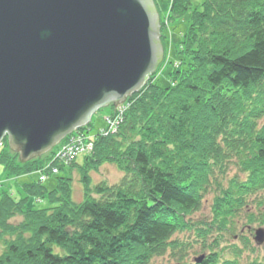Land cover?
I'll list each match as a JSON object with an SVG mask.
<instances>
[{
  "label": "trees",
  "instance_id": "16d2710c",
  "mask_svg": "<svg viewBox=\"0 0 264 264\" xmlns=\"http://www.w3.org/2000/svg\"><path fill=\"white\" fill-rule=\"evenodd\" d=\"M191 6L171 0L170 21ZM198 7L181 42L189 59L171 74L175 85L133 95L118 132L95 139L78 166L89 177L87 168L112 161L121 180L87 187L94 194L81 204L72 201L65 177L52 191L24 186L28 196L54 205L39 210L0 194V264H151L167 253L176 264H191L182 254L186 243L173 238L191 231L212 252L201 264H238L237 246L228 248V259L213 248L223 233L235 234L242 214L264 226V0H201ZM2 145L0 165L10 175L42 169L54 153L21 164ZM231 167L238 174L228 177ZM210 193L212 221L193 229L190 215ZM16 216L23 220L13 222ZM239 240L251 247L245 236Z\"/></svg>",
  "mask_w": 264,
  "mask_h": 264
},
{
  "label": "water",
  "instance_id": "95a60500",
  "mask_svg": "<svg viewBox=\"0 0 264 264\" xmlns=\"http://www.w3.org/2000/svg\"><path fill=\"white\" fill-rule=\"evenodd\" d=\"M158 13L153 0H0V142L25 163L142 90L163 59Z\"/></svg>",
  "mask_w": 264,
  "mask_h": 264
},
{
  "label": "rangeland",
  "instance_id": "374dc122",
  "mask_svg": "<svg viewBox=\"0 0 264 264\" xmlns=\"http://www.w3.org/2000/svg\"><path fill=\"white\" fill-rule=\"evenodd\" d=\"M153 2L155 7L159 8L158 16L160 24V41L163 45V59L158 65L156 71L151 74L140 91H148L150 88L155 86L165 88L168 86L173 87L175 85V81L173 78H171V74L175 69L180 67L179 65L182 63L183 59H189L187 51H185V48L181 46V42L183 40V35L185 32H187L186 30L189 27L192 12L195 10V8H199L198 5H200L201 0H192V6L190 10H188V12L182 18L173 22L170 21L169 18L171 0H153ZM135 94L127 97L124 102L118 104L117 106L110 104L107 107L100 108L91 117L90 123L88 124L91 126L88 127V129L80 132L79 129L84 128L81 127L75 130L73 133L61 140L59 144L52 148L54 151L52 158L44 159L43 164V168L48 171L47 175L50 176L44 183V188H47V191H52L56 188L58 184V177H65L69 179L70 182L68 191L70 192L72 201L75 204H81L87 199L88 195H90L88 197H92V194H94L92 191L89 194L90 190L88 191L87 187L93 188L100 184L113 186L121 180L124 174L123 170L117 163L112 161H103L94 169L87 168L86 173L89 177L85 176L83 173L84 170H82L81 173L82 168L80 169L78 166L83 167V158L91 154L95 139H98L99 137L115 135L118 132V129L124 120L125 114L130 111L138 99V97L132 98V96ZM77 141H81L82 144H80V146L82 148L79 149V154L76 159H72L70 162L64 161L65 163L61 161L62 158L58 159L59 153H61L60 151L62 149L66 151V146L68 145L77 146L75 145L77 144ZM2 144L3 142H0V150L3 148ZM36 158H33L27 162H30ZM74 162H76L77 166L73 165ZM19 163L21 162L19 161ZM57 164L64 166V170L62 172L56 166ZM54 169H56V173L52 172ZM4 172H6V176ZM0 174H2V177L4 176V179H6L5 183H0V194L3 192H8L15 200L19 201L25 199L26 206L29 209L39 210L54 207V205H50L47 200L40 199L36 195L28 196V194L25 193L26 191L24 189V185L17 186L14 184L15 182H12L15 181L17 175H10L2 165H0ZM236 174H238V172L235 167H231L228 177H232ZM28 176L29 177H27V181L37 180L38 177L37 173ZM10 178H12V180ZM25 179V177H21L19 180L23 183L26 181ZM39 183H41V181H39ZM5 184L8 186L7 188H3V185ZM17 188H22V190L18 191L19 189ZM214 196L215 195L213 193L208 194L203 200L200 210L190 215L189 220L191 221V225H197L193 229L197 230L201 228L202 225L208 224L212 221L211 205L214 200ZM251 211L256 210L252 209ZM260 211L264 213V206L260 209ZM22 220V216H16L12 221L15 223H20ZM235 223H237L235 234L230 235L223 233V237L218 248H213V251L219 253L220 249H224L227 251L224 258L228 259L231 258L228 248L237 246V248L242 251L241 257L238 259V264H248L253 260H257L259 263L264 264V243L262 245H257L253 240L255 230L259 228L264 229V226H260L258 224H248L247 220L244 219L243 214L238 217ZM240 235H243L249 239L251 247H242L239 240ZM173 238L186 243L187 247L183 249L182 254H184L186 257V261L190 262L191 264H195L194 259L203 256L204 260L208 254L212 253L209 251V249L206 248L204 250L202 248V243L200 242V239L197 238L195 231L184 232L182 234L180 233L175 235ZM213 241L214 237L212 235L207 239L206 243L213 244ZM151 264H176V262L171 254L167 253L163 257H155L151 261Z\"/></svg>",
  "mask_w": 264,
  "mask_h": 264
},
{
  "label": "bare ground",
  "instance_id": "6f19581e",
  "mask_svg": "<svg viewBox=\"0 0 264 264\" xmlns=\"http://www.w3.org/2000/svg\"><path fill=\"white\" fill-rule=\"evenodd\" d=\"M162 47H163V45H162ZM88 126V124L85 126V127H87ZM84 127V128H85ZM3 141H6V143H7V140L6 139H3L1 142H3ZM7 145H8V143H7ZM9 148V147H8ZM10 150V149H9ZM53 149H51L50 151H48V153H45L44 155H47V154H49L51 151H52ZM1 151V150H0ZM54 154V153H53ZM9 157L11 158V159H13V157L16 155V157H17V153H12L11 152V150H10V153H9ZM43 155V156H44ZM51 158H52V156H51ZM15 159V158H14ZM20 160L18 159L17 160V162H19ZM21 162V161H20ZM22 163V162H21ZM26 163V162H25ZM34 173H37V175H38V177H37V180H34V181H27V177H29L28 175H32V174H34ZM47 173H48V171L46 170V169H44V168H42V169H38L37 171H34V172H31V173H27V174H22V175H17L16 176V179H15V181H12L14 184H16L17 186H26V185H29V184H34V183H39V181H41V183H39L40 185H42V186H44V183L48 180V178L50 177L49 175H47ZM4 174H5V176H6V172H4ZM21 177H25L26 179V181L25 182H23V183H20V182H18V179L19 178H21ZM11 180H12V178H10ZM5 183L6 182V179H4V176L1 178V181H0V183ZM16 186V187H17ZM3 188H7L6 187V184L5 185H3ZM17 189H19L18 191H21L22 190V188H17ZM46 190H47V188H46Z\"/></svg>",
  "mask_w": 264,
  "mask_h": 264
},
{
  "label": "built area",
  "instance_id": "2783aa9c",
  "mask_svg": "<svg viewBox=\"0 0 264 264\" xmlns=\"http://www.w3.org/2000/svg\"><path fill=\"white\" fill-rule=\"evenodd\" d=\"M77 144H75V145H77V146H72V145H68V146H66V151H64L63 149L60 151L61 153H59V157H58V159L59 158H62V160L61 161H66V162H70L72 159L74 160V159H76V157L78 156V154H79V149L80 148H82L81 146H80V144H82L81 143V141H77L76 142ZM92 148V147H91ZM65 163V162H64ZM52 172H55L56 173V169H54Z\"/></svg>",
  "mask_w": 264,
  "mask_h": 264
},
{
  "label": "crops",
  "instance_id": "0c3cea01",
  "mask_svg": "<svg viewBox=\"0 0 264 264\" xmlns=\"http://www.w3.org/2000/svg\"><path fill=\"white\" fill-rule=\"evenodd\" d=\"M2 174H0V178H2V176H1ZM19 179H21V178H19ZM18 179V182H20V180ZM20 183H22V182H20ZM6 187H8V186H6Z\"/></svg>",
  "mask_w": 264,
  "mask_h": 264
}]
</instances>
